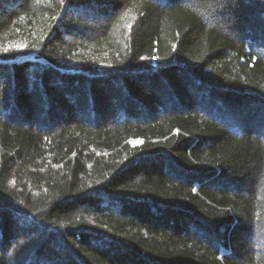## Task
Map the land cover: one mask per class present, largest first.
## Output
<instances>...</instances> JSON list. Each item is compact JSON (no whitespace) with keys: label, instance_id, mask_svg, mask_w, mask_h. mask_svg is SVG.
Segmentation results:
<instances>
[{"label":"trees","instance_id":"16d2710c","mask_svg":"<svg viewBox=\"0 0 264 264\" xmlns=\"http://www.w3.org/2000/svg\"><path fill=\"white\" fill-rule=\"evenodd\" d=\"M0 264H264V0H0Z\"/></svg>","mask_w":264,"mask_h":264},{"label":"snow or ice","instance_id":"6c2138e0","mask_svg":"<svg viewBox=\"0 0 264 264\" xmlns=\"http://www.w3.org/2000/svg\"><path fill=\"white\" fill-rule=\"evenodd\" d=\"M5 51H7V49H5Z\"/></svg>","mask_w":264,"mask_h":264}]
</instances>
